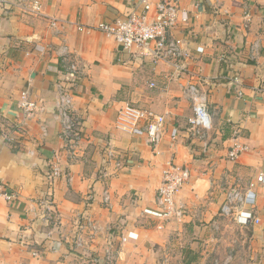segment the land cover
I'll use <instances>...</instances> for the list:
<instances>
[{
  "label": "crops",
  "instance_id": "0c3cea01",
  "mask_svg": "<svg viewBox=\"0 0 264 264\" xmlns=\"http://www.w3.org/2000/svg\"><path fill=\"white\" fill-rule=\"evenodd\" d=\"M40 1L42 13L33 10L34 0H0V173L16 194L10 201L0 197V264H108L111 247L112 264H206L216 251L215 232L228 219L220 211L232 188L254 191L244 210L260 217V231L264 0H180L188 22L175 33L187 40L191 57L173 79L171 68L131 60L96 29L127 13L128 0ZM70 62L81 68L77 79L67 72ZM59 82L70 88L85 131L73 162L55 117ZM189 82L205 96L212 117L204 139L191 130ZM24 94L37 103L31 118L20 105ZM127 103L167 115L157 152L118 129V110ZM174 125L188 138L172 142ZM235 143L247 149L232 160ZM108 144L128 153L131 165L107 164ZM172 157L192 175L176 196L182 215L160 228L150 211L158 209ZM54 164L64 171L61 178L50 179ZM88 214L98 225L96 238L79 246L78 222Z\"/></svg>",
  "mask_w": 264,
  "mask_h": 264
},
{
  "label": "built area",
  "instance_id": "2783aa9c",
  "mask_svg": "<svg viewBox=\"0 0 264 264\" xmlns=\"http://www.w3.org/2000/svg\"><path fill=\"white\" fill-rule=\"evenodd\" d=\"M130 9L127 13L117 16L114 19L102 21L96 27L104 34L113 37L128 53L132 59L151 61L160 63L172 69L169 75L171 79L178 78L184 74L187 67V60L191 57V52L187 40L176 35L175 31L180 23L188 22V14L180 7V0H128ZM0 2V6H1ZM42 2L34 0L33 10L42 13ZM54 20L52 25H56ZM85 27L81 26L80 29ZM198 50H201L198 48ZM69 75L77 79L81 74V68L77 62H70L67 67ZM152 83L151 86H156ZM58 96L55 103V117L60 121L61 134L65 141V151L71 162L76 161L78 149L84 139V129L82 127V117L74 108L70 88L64 82H59ZM186 93L193 102L194 114L190 119L193 136L204 139L208 131L212 129L213 122L211 114L206 105V98L199 91L194 83L189 82ZM24 108L26 117L31 118L37 109V103L22 96L20 102ZM116 125L118 129L131 133V135L143 138L147 144L157 152V147L163 140L167 132V115L158 113L152 109L139 107L130 103L125 104L118 110ZM182 130L174 125L170 131V137L174 143L182 136ZM247 149L245 144L235 143L228 157L235 160ZM106 163L114 164L118 169L129 167L131 161L129 154L110 144L104 149ZM64 175V171L56 164L52 165L49 176L50 179H58ZM191 169L188 165L180 164L172 157L170 163L163 171V179L158 189L157 205L158 209L150 213L163 223L158 226L161 228L164 222L171 218L182 215L181 209L176 206V196L179 191L190 181ZM257 181L264 183V170L258 175ZM255 183H251L254 187ZM0 197L10 201L16 194L10 191L5 184L0 173ZM255 193L252 190L242 193L240 190L232 188L228 193L225 202L221 206V213L224 216L233 217L238 222L248 224L253 221L252 211L244 207L253 205ZM259 222V218H256ZM76 232L77 245L92 242L96 238L98 225L88 214L83 216L79 222ZM113 248L105 251V258L109 264L114 261ZM37 255V253H35Z\"/></svg>",
  "mask_w": 264,
  "mask_h": 264
},
{
  "label": "rangeland",
  "instance_id": "374dc122",
  "mask_svg": "<svg viewBox=\"0 0 264 264\" xmlns=\"http://www.w3.org/2000/svg\"><path fill=\"white\" fill-rule=\"evenodd\" d=\"M226 218L215 232L216 251L206 257L205 263L264 264V227L258 231L256 220L260 217L254 215L252 225L240 223L233 217Z\"/></svg>",
  "mask_w": 264,
  "mask_h": 264
},
{
  "label": "trees",
  "instance_id": "16d2710c",
  "mask_svg": "<svg viewBox=\"0 0 264 264\" xmlns=\"http://www.w3.org/2000/svg\"><path fill=\"white\" fill-rule=\"evenodd\" d=\"M15 149H17V148H15Z\"/></svg>",
  "mask_w": 264,
  "mask_h": 264
}]
</instances>
